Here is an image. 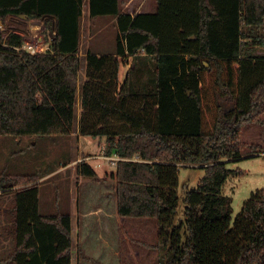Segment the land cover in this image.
Wrapping results in <instances>:
<instances>
[{"label": "trees", "instance_id": "1", "mask_svg": "<svg viewBox=\"0 0 264 264\" xmlns=\"http://www.w3.org/2000/svg\"><path fill=\"white\" fill-rule=\"evenodd\" d=\"M154 2L152 12L130 13L121 0H0V137L69 136L84 57L81 132L104 137L103 154L121 158L111 174L116 213L156 220L155 243L147 246L164 252L158 264H264V188L234 221L232 200L222 194L229 175L241 174L225 161L264 150L241 138L244 126H264V53L251 50L264 47V0ZM85 4L91 19H115L113 54L80 55ZM22 15L45 19L51 51L31 54L21 49V33L2 35L5 20ZM135 69L139 79L151 76L150 87L132 85ZM114 116L129 129L98 128ZM178 165L205 172L186 191L180 221ZM76 173L96 177L84 160ZM39 178L0 170V240L10 243L0 264H72V216L39 212ZM79 257L80 250L76 264Z\"/></svg>", "mask_w": 264, "mask_h": 264}, {"label": "rangeland", "instance_id": "2", "mask_svg": "<svg viewBox=\"0 0 264 264\" xmlns=\"http://www.w3.org/2000/svg\"><path fill=\"white\" fill-rule=\"evenodd\" d=\"M121 2V10L125 12L154 11V0H121ZM46 26L45 19L28 21L21 17H8L1 30L4 37L11 31L21 33L24 36L22 46H27L25 51L34 48L38 52L41 50L39 53H43L51 51L50 43L53 35ZM259 32L264 36V29ZM80 35L81 56L86 52L98 56L115 52V19L111 17L91 19L86 4L83 6ZM251 50L253 55L264 53L263 46H255ZM131 58L119 66L118 87L125 80L127 71L131 67ZM139 61L141 64L144 59L139 58ZM138 67L137 65L136 69ZM136 69L130 75L132 85L136 89H140L141 84L150 87L151 76L145 73L139 79ZM84 74L83 57L76 100L78 122L72 133L66 137H0V170L13 174L39 173L40 178L36 182L39 186V212L42 215L70 213L73 238L72 264L77 263L79 250V264H158L164 252L147 246L155 243L156 220L127 219L116 215L115 180L111 177L116 166L103 158L106 157L102 155L106 147L105 138L81 132L80 86L84 82ZM114 117L104 121L102 125L99 124L98 128L113 132L129 129L125 121L116 120L118 117ZM92 124L93 122H86L85 125ZM241 138L245 142L258 143L264 149V126H244ZM82 160L88 162L94 169L95 178L83 177L76 173L77 165ZM225 162L228 169L241 171V174L229 175L222 187V194L232 200L231 218L234 221L241 211L243 202L250 199L255 191L264 188V150L260 153L247 154L236 162ZM204 174L201 166L178 165L179 202L176 221L184 219L183 200L186 191L195 189ZM10 197L11 193H7L2 200L6 201ZM0 244V257H2V252L7 254L10 243L8 239L1 238Z\"/></svg>", "mask_w": 264, "mask_h": 264}, {"label": "built area", "instance_id": "3", "mask_svg": "<svg viewBox=\"0 0 264 264\" xmlns=\"http://www.w3.org/2000/svg\"><path fill=\"white\" fill-rule=\"evenodd\" d=\"M17 49L19 50L20 48H17ZM21 49H27V46H22ZM27 51L29 53H31V54H36V53H39L41 50H39V52H38L37 49L31 48V49H29ZM102 155H104L103 152H102ZM103 158H105L109 163H111V164H113L115 166L117 165V162L119 160H121V158L117 154H112L111 156H106V157H103Z\"/></svg>", "mask_w": 264, "mask_h": 264}, {"label": "crops", "instance_id": "4", "mask_svg": "<svg viewBox=\"0 0 264 264\" xmlns=\"http://www.w3.org/2000/svg\"><path fill=\"white\" fill-rule=\"evenodd\" d=\"M154 10H155V2H154V8H153ZM138 13H142V12H138ZM108 18H110V17H108ZM112 18V17H111ZM140 54H144L143 52H141ZM84 79H85V74H84ZM124 82V81H123ZM114 173V172H113ZM115 205H116V196H115ZM116 215H117V213H116ZM118 216V215H117ZM119 217V216H118ZM122 218V217H121Z\"/></svg>", "mask_w": 264, "mask_h": 264}, {"label": "water", "instance_id": "5", "mask_svg": "<svg viewBox=\"0 0 264 264\" xmlns=\"http://www.w3.org/2000/svg\"><path fill=\"white\" fill-rule=\"evenodd\" d=\"M21 18H24V19H26L24 15H22V16H21Z\"/></svg>", "mask_w": 264, "mask_h": 264}]
</instances>
